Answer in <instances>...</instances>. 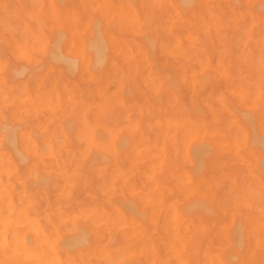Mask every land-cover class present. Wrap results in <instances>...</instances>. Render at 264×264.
Here are the masks:
<instances>
[{"label": "bare ground", "instance_id": "1", "mask_svg": "<svg viewBox=\"0 0 264 264\" xmlns=\"http://www.w3.org/2000/svg\"><path fill=\"white\" fill-rule=\"evenodd\" d=\"M0 264H264V0H0Z\"/></svg>", "mask_w": 264, "mask_h": 264}, {"label": "rangeland", "instance_id": "2", "mask_svg": "<svg viewBox=\"0 0 264 264\" xmlns=\"http://www.w3.org/2000/svg\"><path fill=\"white\" fill-rule=\"evenodd\" d=\"M167 7H168V6H164V8H165L164 11H165V12L163 11V15H164V14H165V15L167 14L166 17H167V19H169V18L171 17V15H169L167 11L170 10V9L167 8ZM193 7H194V8H198V7H199L198 2H196L195 5H193ZM166 10H167V11H166ZM170 14H171V12H170ZM169 16H170V17H169ZM231 36H233V35H231ZM234 38H235V37H234ZM233 47H237V46H233ZM234 50H235V49H234ZM234 50H232V52H233ZM228 51H229V53L227 54V52H226V54H225L223 57H221V60H222V61H223V60L226 61L225 58H227V61H228V60H229V61L232 60L233 62H229V63H230V64H229V67L231 66V69H229L230 72L233 73V67H234V70H235V71L237 70L235 73H237V72L239 73V72L241 71V70H240V63H238V61H236V59H235V60L233 59V56H234V58H235V56H236L238 50H236V51L232 54V57H231V54H230L231 49H228ZM229 54H230V55H229ZM234 54H235V55H234ZM230 57H231V58H230ZM166 58L169 59L170 57H166ZM164 59H165V58H164ZM165 60H167V59H165ZM172 61H174V62L176 61L175 63H177V60H174V59L172 60V58H171V61L167 60V61H166L167 63H165V64L171 65V64L173 63ZM235 61H236V66L239 67V68H237V67L235 68ZM164 62H165V61H163V63H164ZM171 62H172V63H171ZM175 63H174V64H175ZM237 63H238L239 65H238ZM231 64L234 65V66H232ZM241 67H242V66H241ZM238 69H239V71H238ZM242 71H243V70H242ZM232 73H229V74H230V75H233L234 73H233V74H232ZM240 73H241V72H240ZM235 75H236V74H235ZM37 102H38V99H37ZM42 105H43V104H42ZM156 131L158 132V129H155L153 133H157ZM88 238H89V237H88ZM117 240H119V239H117Z\"/></svg>", "mask_w": 264, "mask_h": 264}]
</instances>
